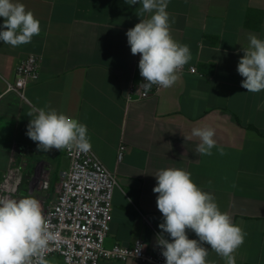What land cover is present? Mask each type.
<instances>
[{
  "label": "crops",
  "instance_id": "crops-1",
  "mask_svg": "<svg viewBox=\"0 0 264 264\" xmlns=\"http://www.w3.org/2000/svg\"><path fill=\"white\" fill-rule=\"evenodd\" d=\"M19 2L40 20L41 32L18 47L0 41V179L12 155L28 147L21 191L39 199L42 207L54 201L69 157L65 150L38 151L26 132L29 112L55 108L87 125L92 149L116 173L119 186L107 243L131 245L142 238L154 251L163 220L154 174L162 168H183L247 233L234 253L236 264H264V90L242 88L244 78L237 71L248 34L264 39V0H169L167 11L175 21L171 34L190 47L192 59L186 65H196L198 71H181L172 87L133 100L127 96L139 91L142 76L126 32L140 22L139 3ZM31 53L41 57L40 77L28 85V100H23L6 90L5 80H14L17 64ZM204 126L216 130L214 138L225 155L217 148L212 155H201L196 152L198 138L185 140L183 134ZM121 141L128 150L118 161ZM188 235L198 239L191 230ZM205 247L209 264H225ZM47 260L67 264L57 254ZM99 264L156 263L101 259Z\"/></svg>",
  "mask_w": 264,
  "mask_h": 264
},
{
  "label": "clouds",
  "instance_id": "clouds-1",
  "mask_svg": "<svg viewBox=\"0 0 264 264\" xmlns=\"http://www.w3.org/2000/svg\"><path fill=\"white\" fill-rule=\"evenodd\" d=\"M129 5L139 3L137 15L140 22L126 32L133 55H140L139 70L144 82L140 85L150 89L172 87L179 73L192 59L190 47L176 41L171 34L169 0H125ZM0 41L12 47L31 43L41 32L40 20L19 0H0ZM248 46L242 47L237 71L244 78L242 88L251 93L264 90V39L255 33L248 34ZM27 125L26 135L37 142L38 151L76 150L90 151L92 145L87 125L79 119L55 108L34 110ZM215 129L211 126L193 127L185 140L199 139L196 152L212 155L218 147ZM153 188L157 196V208L163 220L162 230L157 234V246L165 258V264H209V247L225 264H236L234 253L244 243L247 235L233 222L229 213L221 211L213 193L203 190L183 168H162L156 174ZM198 239H190L188 231ZM169 238H166V235ZM56 234L42 210L41 202L34 196L19 199L0 196V264H50L45 251Z\"/></svg>",
  "mask_w": 264,
  "mask_h": 264
},
{
  "label": "built area",
  "instance_id": "built-area-1",
  "mask_svg": "<svg viewBox=\"0 0 264 264\" xmlns=\"http://www.w3.org/2000/svg\"><path fill=\"white\" fill-rule=\"evenodd\" d=\"M139 60L140 55L137 54ZM40 69L41 57L28 54L17 64L14 80H5L6 90L14 91L23 100H28L26 89L29 84L39 80ZM181 71L197 72L198 69L196 65H185ZM143 82L142 77L140 85ZM161 89L156 85L150 89L140 87L139 91L131 90L127 98H147L159 94ZM127 150V144L121 141L117 151L118 161L124 159ZM65 151L70 160L69 166L61 172L54 201L42 207L50 230L56 234V240L50 242L44 253L45 258L57 254L67 264H99L101 259H134L165 264L157 244L151 252L142 238H136L131 245L106 242L113 217V195L119 186L116 173L103 163L92 147L87 153ZM29 155L28 147L20 148L12 155L0 179V196L24 197L21 187ZM38 173L41 178V172ZM35 185L31 184V191Z\"/></svg>",
  "mask_w": 264,
  "mask_h": 264
},
{
  "label": "rangeland",
  "instance_id": "rangeland-1",
  "mask_svg": "<svg viewBox=\"0 0 264 264\" xmlns=\"http://www.w3.org/2000/svg\"><path fill=\"white\" fill-rule=\"evenodd\" d=\"M29 171V170H28ZM28 171H27V173H28Z\"/></svg>",
  "mask_w": 264,
  "mask_h": 264
}]
</instances>
